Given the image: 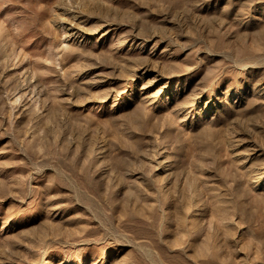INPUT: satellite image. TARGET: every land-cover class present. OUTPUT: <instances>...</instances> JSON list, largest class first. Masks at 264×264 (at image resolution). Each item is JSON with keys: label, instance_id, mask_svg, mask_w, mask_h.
Instances as JSON below:
<instances>
[{"label": "rangeland", "instance_id": "1", "mask_svg": "<svg viewBox=\"0 0 264 264\" xmlns=\"http://www.w3.org/2000/svg\"><path fill=\"white\" fill-rule=\"evenodd\" d=\"M0 264H264V0H0Z\"/></svg>", "mask_w": 264, "mask_h": 264}]
</instances>
